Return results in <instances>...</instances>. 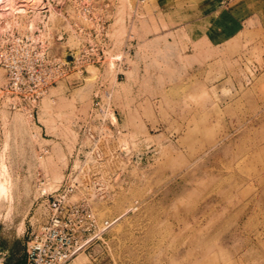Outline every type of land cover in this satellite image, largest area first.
Returning <instances> with one entry per match:
<instances>
[{
    "label": "rangeland",
    "instance_id": "rangeland-1",
    "mask_svg": "<svg viewBox=\"0 0 264 264\" xmlns=\"http://www.w3.org/2000/svg\"><path fill=\"white\" fill-rule=\"evenodd\" d=\"M15 1L25 10L0 3L3 263L23 261L48 194L70 175L68 198L88 203L98 238L67 264H264V24L227 34L232 20L227 9L210 17L213 0ZM96 18L102 65L19 104L3 40L29 37L43 62L62 60L93 43ZM105 91L115 114L100 125L93 96Z\"/></svg>",
    "mask_w": 264,
    "mask_h": 264
},
{
    "label": "built area",
    "instance_id": "built-area-1",
    "mask_svg": "<svg viewBox=\"0 0 264 264\" xmlns=\"http://www.w3.org/2000/svg\"><path fill=\"white\" fill-rule=\"evenodd\" d=\"M89 13L88 6L83 7ZM94 26L88 30L93 43H84L70 50L62 60L39 58L40 45L25 36L11 34L3 40V68L6 75V89L13 94L19 104L34 106L46 92L48 83L58 77L67 76L73 70H84L86 65H102L105 59L108 34L104 20L96 18ZM78 26V32H86ZM44 49V48H43ZM120 57V56H119ZM115 58L120 65L121 58ZM49 67L48 75L41 76V65ZM110 93L105 91L93 96V114L101 124L114 115L110 105ZM25 107V106H24ZM75 178V177H74ZM74 178L68 176L54 195L48 194L46 218L40 222L27 242L25 257L19 264H67L80 252L85 251L98 238L96 220L88 203L71 201L68 194L73 191ZM60 189V190H59Z\"/></svg>",
    "mask_w": 264,
    "mask_h": 264
},
{
    "label": "crops",
    "instance_id": "crops-1",
    "mask_svg": "<svg viewBox=\"0 0 264 264\" xmlns=\"http://www.w3.org/2000/svg\"><path fill=\"white\" fill-rule=\"evenodd\" d=\"M215 6L210 12L218 13L222 9H227L224 14L230 17L231 24L227 26V34H233L239 25H244L248 20H253L255 27L264 24V0H213ZM227 5L223 8V3ZM243 27V26H242ZM122 64V62H121ZM3 263V259H2ZM4 264V263H3Z\"/></svg>",
    "mask_w": 264,
    "mask_h": 264
},
{
    "label": "bare ground",
    "instance_id": "bare-ground-1",
    "mask_svg": "<svg viewBox=\"0 0 264 264\" xmlns=\"http://www.w3.org/2000/svg\"><path fill=\"white\" fill-rule=\"evenodd\" d=\"M24 1H28V3H29V0H24ZM16 2L17 1H15V0H0V3L1 4L3 3V5L5 7H7L8 9H10L13 13H20V12L24 11L25 10L24 4L21 3V4L16 5ZM32 2L34 4H38V5L40 4L39 0H32ZM26 3L27 2H25V4ZM29 39H31V38H29ZM111 63H113V62H111ZM2 169L3 170L0 171V205H4L6 202L10 201V199L12 198L10 181H9L8 176H7V174H8L7 169L5 168L4 165H3ZM0 264H3L2 258H0Z\"/></svg>",
    "mask_w": 264,
    "mask_h": 264
}]
</instances>
